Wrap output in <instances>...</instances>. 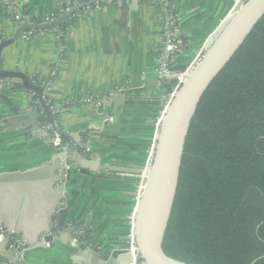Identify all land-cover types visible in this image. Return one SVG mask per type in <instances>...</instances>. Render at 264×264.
Instances as JSON below:
<instances>
[{
  "label": "crops",
  "instance_id": "crops-1",
  "mask_svg": "<svg viewBox=\"0 0 264 264\" xmlns=\"http://www.w3.org/2000/svg\"><path fill=\"white\" fill-rule=\"evenodd\" d=\"M19 1L21 10L35 23H45L65 0ZM171 1L180 17L179 33L187 42L173 71L184 74L211 33L232 12L235 0ZM84 8L74 13L63 39L55 25L6 47L0 69L50 81L47 101L63 107L55 113L58 125L84 136L85 145L91 142L89 149L81 150L86 158L94 161L99 156L93 170H70L69 203L54 222L85 230L89 238L82 245L84 250L97 249L112 264H126V251L117 250L127 244L133 227L131 219L149 169L148 141L154 150L166 95L173 87L163 82L158 66L165 22L160 7L140 0H117L89 13ZM16 29L9 17L0 16L3 39L11 38ZM18 90L20 95H11L14 100L27 94L21 87ZM2 122L0 210L14 216L22 228L37 229L49 207L52 149L45 137L27 130L24 121ZM113 251L120 253L114 259L108 256ZM13 258L7 241L0 239V264ZM25 258V264H87L52 244L29 246Z\"/></svg>",
  "mask_w": 264,
  "mask_h": 264
},
{
  "label": "trees",
  "instance_id": "trees-1",
  "mask_svg": "<svg viewBox=\"0 0 264 264\" xmlns=\"http://www.w3.org/2000/svg\"><path fill=\"white\" fill-rule=\"evenodd\" d=\"M163 248L189 264H264V17L198 106Z\"/></svg>",
  "mask_w": 264,
  "mask_h": 264
},
{
  "label": "water",
  "instance_id": "water-1",
  "mask_svg": "<svg viewBox=\"0 0 264 264\" xmlns=\"http://www.w3.org/2000/svg\"><path fill=\"white\" fill-rule=\"evenodd\" d=\"M97 1L99 0H91L74 7L51 22L35 23L29 16L28 22L20 24L11 38L0 42V58L3 50L22 39L27 31L50 29ZM263 17L264 0H247L235 5L232 12L211 33L198 59L184 72L180 88L167 105L159 124L145 186L134 215L133 232L135 246L138 248L136 264H189L168 256L163 243L176 199L191 123L212 82L232 60ZM180 74L176 73L171 79L177 80ZM19 87L27 94L25 98L20 96L18 100H14L11 95H18ZM50 87V81L35 82L26 73L0 69V99L5 105L0 107V120L2 123L24 121L26 129L45 137L52 149L49 158V207L43 222L38 225L39 228H22L18 220L4 212L3 208L0 210V224L9 233L20 235L28 246L46 248L48 244H52L53 248L61 246L73 259H83L87 264H93L95 260L99 261L98 264H112V260L109 262L103 259L97 249L86 251L81 243L73 245L74 240L86 238L78 229L54 222V218L59 216V210L66 209L69 203L67 183L70 170H93L99 156L94 161V158H86L81 150L89 149L91 142L85 145L84 136L69 133L58 125L55 113L63 107L50 106L46 101ZM41 107L49 115L53 128L64 139L65 144H68V148L56 146L49 133L42 129ZM23 225L27 226L29 223ZM126 252L130 256V263L132 255L130 251ZM117 256L119 252L114 253L112 258Z\"/></svg>",
  "mask_w": 264,
  "mask_h": 264
},
{
  "label": "built area",
  "instance_id": "built-area-1",
  "mask_svg": "<svg viewBox=\"0 0 264 264\" xmlns=\"http://www.w3.org/2000/svg\"><path fill=\"white\" fill-rule=\"evenodd\" d=\"M91 0H65L57 4L55 10L49 14L46 22H51L65 14L67 11L81 4L87 3ZM117 0H99L95 2L92 6H87L83 9L85 13L99 11L104 7L113 5ZM143 3H154L161 8L163 13V18L165 22V31L163 35V41L160 48V54L158 57L159 73L161 77H172L174 74V68L180 55H182L187 47L186 40L179 33V14L176 11L171 0H140ZM247 0H235V5L240 2H246ZM5 15L9 17L13 23L18 27L22 23L28 22L29 15L21 10V5L19 0H0V16ZM59 36L61 31L56 28ZM37 31L29 30L24 35L25 40L32 39ZM3 38L0 35V42ZM189 70V69H188ZM187 71V70H186ZM184 76L179 75L177 82L173 85L167 97V105L170 104L174 98V94L180 88ZM40 124L43 130L49 133L50 138L54 144L58 147L68 148V144H65L64 139L57 133L53 128L50 117L47 112L41 107L40 108ZM81 234L86 235V231L79 229ZM0 239L8 241L9 249L14 253L15 258L4 262L3 264H22L24 261L25 254L29 249V246L25 243L23 238L19 235H13L0 224ZM86 239H81L80 241L75 240L74 244L81 243L85 244ZM132 254L133 257L137 259L138 248L135 246L134 232L132 234Z\"/></svg>",
  "mask_w": 264,
  "mask_h": 264
},
{
  "label": "rangeland",
  "instance_id": "rangeland-1",
  "mask_svg": "<svg viewBox=\"0 0 264 264\" xmlns=\"http://www.w3.org/2000/svg\"><path fill=\"white\" fill-rule=\"evenodd\" d=\"M186 49H187V47H186ZM186 49H185V51L184 52H186ZM186 70H188L187 68H186ZM169 78H167V77H161L162 79H163V82L164 83H170V84H172V85H174L176 82H177V80L176 79H171V77L170 76H168ZM169 93H170V91L167 93V95H166V97H168V95H169ZM163 113H164V111H163ZM163 116V115H162ZM159 118L160 117H158L155 121L157 122L158 120H159ZM149 142V146H148V150H147V155H148V158H147V163H148V165H149V163H151V159H152V155H153V149L150 147L151 145V141L149 140L148 141ZM154 142H155V139H154ZM133 218V217H132ZM132 221H131V226H133V224H134V221H133V219H131ZM132 234H133V227L131 228V230H130V232L128 233V237H127V244H125V245H122V247H120L117 251H122V250H125V251H130V253H131V255H132V257H133V254H132V251H131V244H132V242H131V239H132ZM114 252V251H113ZM115 253V252H114ZM114 253H111L110 255H108V256H111V255H114ZM120 254V253H119ZM126 254V258L124 257V262L125 263H129V258H130V256L127 254V252L125 253ZM27 259H28V257H26ZM26 258L24 257V261H23V263H25V260H26ZM11 260V259H10ZM65 262H67V260L65 261Z\"/></svg>",
  "mask_w": 264,
  "mask_h": 264
},
{
  "label": "bare ground",
  "instance_id": "bare-ground-1",
  "mask_svg": "<svg viewBox=\"0 0 264 264\" xmlns=\"http://www.w3.org/2000/svg\"><path fill=\"white\" fill-rule=\"evenodd\" d=\"M178 72V71H177ZM176 71H174V74L177 73ZM185 74H182V76H184ZM129 264H136V258L132 257V260Z\"/></svg>",
  "mask_w": 264,
  "mask_h": 264
}]
</instances>
